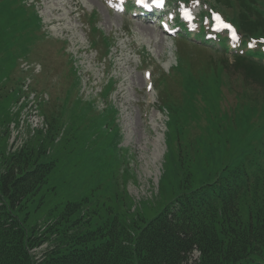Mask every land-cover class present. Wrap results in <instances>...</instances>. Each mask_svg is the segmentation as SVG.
<instances>
[{
    "label": "rangeland",
    "instance_id": "374dc122",
    "mask_svg": "<svg viewBox=\"0 0 264 264\" xmlns=\"http://www.w3.org/2000/svg\"><path fill=\"white\" fill-rule=\"evenodd\" d=\"M108 1L0 0V156L22 149L36 128L50 135L57 160L28 204L27 226L43 228L68 200L113 206L115 191L133 202L130 211L152 218L179 192L184 168L196 188L248 158L264 161V86L244 76L232 48L164 34ZM226 1L169 7L197 14L209 6L250 38L247 44H264V32L247 31L236 18L246 3L248 17L264 16V0ZM206 14L196 18L201 37ZM22 81L41 98L39 111L38 102L31 113V96L15 102ZM110 110L114 121L99 127ZM48 247L33 248V256Z\"/></svg>",
    "mask_w": 264,
    "mask_h": 264
},
{
    "label": "trees",
    "instance_id": "16d2710c",
    "mask_svg": "<svg viewBox=\"0 0 264 264\" xmlns=\"http://www.w3.org/2000/svg\"><path fill=\"white\" fill-rule=\"evenodd\" d=\"M249 9L246 3L236 16L239 24L264 32V16L252 19ZM234 58L245 77L264 86L262 64ZM114 114L108 111L98 126L114 121ZM31 137L22 149L0 156V264H184L193 251L198 252L193 264H264V161L259 156L196 188L189 167L184 168L179 192L152 218L141 209L130 211L133 202L115 191V204L105 209L89 206V197L68 200L40 228L25 224L28 204L47 184L57 160L48 151L53 142L48 133ZM45 242L48 249L36 259L30 250Z\"/></svg>",
    "mask_w": 264,
    "mask_h": 264
},
{
    "label": "snow or ice",
    "instance_id": "6c2138e0",
    "mask_svg": "<svg viewBox=\"0 0 264 264\" xmlns=\"http://www.w3.org/2000/svg\"><path fill=\"white\" fill-rule=\"evenodd\" d=\"M137 2H138V3H143V0H137ZM216 18L219 19L218 16H217ZM225 27H226V28H230L229 25H225ZM232 37H233V39H237V38H238V37H237V34L235 33V31H232Z\"/></svg>",
    "mask_w": 264,
    "mask_h": 264
},
{
    "label": "bare ground",
    "instance_id": "6f19581e",
    "mask_svg": "<svg viewBox=\"0 0 264 264\" xmlns=\"http://www.w3.org/2000/svg\"><path fill=\"white\" fill-rule=\"evenodd\" d=\"M57 10V9H56Z\"/></svg>",
    "mask_w": 264,
    "mask_h": 264
}]
</instances>
